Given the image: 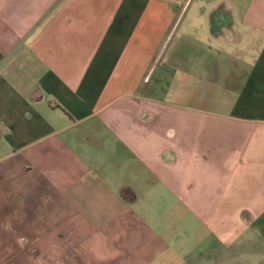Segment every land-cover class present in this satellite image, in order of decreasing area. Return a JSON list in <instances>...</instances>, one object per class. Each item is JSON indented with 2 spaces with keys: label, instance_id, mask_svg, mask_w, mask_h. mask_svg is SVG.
Returning a JSON list of instances; mask_svg holds the SVG:
<instances>
[{
  "label": "crops",
  "instance_id": "crops-1",
  "mask_svg": "<svg viewBox=\"0 0 264 264\" xmlns=\"http://www.w3.org/2000/svg\"><path fill=\"white\" fill-rule=\"evenodd\" d=\"M0 264H264V0H0Z\"/></svg>",
  "mask_w": 264,
  "mask_h": 264
}]
</instances>
